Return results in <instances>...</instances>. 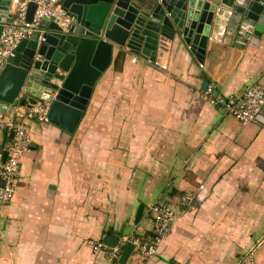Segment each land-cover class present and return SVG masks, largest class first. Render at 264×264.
<instances>
[{"label": "crops", "instance_id": "crops-1", "mask_svg": "<svg viewBox=\"0 0 264 264\" xmlns=\"http://www.w3.org/2000/svg\"><path fill=\"white\" fill-rule=\"evenodd\" d=\"M220 50L204 64L178 41L165 64L115 50L74 133L28 119L15 196L0 203V264H120L93 244L150 234L156 202L176 206L172 232L154 258L126 264H240L258 244L264 264V123L242 124L203 94L206 82L218 95L264 84V38ZM12 139L0 127V154Z\"/></svg>", "mask_w": 264, "mask_h": 264}, {"label": "water", "instance_id": "water-1", "mask_svg": "<svg viewBox=\"0 0 264 264\" xmlns=\"http://www.w3.org/2000/svg\"><path fill=\"white\" fill-rule=\"evenodd\" d=\"M75 21L63 31L45 18L0 65V127L15 119V106L48 102V122L75 132L88 108L95 85L109 68L114 51L129 50L165 64L172 43L185 45L204 64L207 53L247 46L264 38V0H62ZM10 0H0V38L8 19ZM31 2L26 21L34 19ZM209 82H206L204 88ZM218 95V90H215ZM264 123V108L257 116ZM4 151V159L7 158ZM144 205L136 212L138 223ZM118 235L104 242L119 243ZM134 244L128 242L119 258L126 264Z\"/></svg>", "mask_w": 264, "mask_h": 264}, {"label": "built area", "instance_id": "built-area-1", "mask_svg": "<svg viewBox=\"0 0 264 264\" xmlns=\"http://www.w3.org/2000/svg\"><path fill=\"white\" fill-rule=\"evenodd\" d=\"M12 13L16 21L4 28L0 38V65H4L7 58L14 55L17 45L31 35L33 29L39 26L42 19L48 18L56 23L63 31H68L69 26L75 21L63 7L62 0H10ZM36 4L33 22L26 21L29 4ZM136 59H134L135 61ZM204 96L214 105L225 109L227 114L236 118L242 124H250L259 121L257 116L264 108V84L253 82L240 92L225 95H215L214 87L208 85L203 92ZM15 119L8 127L14 135L7 148V158L0 154V203L9 204L16 192L17 177L22 166V158L30 148L32 139L26 128L28 119L36 118L41 122H48V102H39L32 107L23 106L20 103L15 106ZM195 199V193L190 192L180 197L178 205H189ZM154 219V230L145 239H139L130 235H122L119 243L110 246L100 240L93 244L95 254H103L106 258L118 260L122 250L128 242L134 244L132 256L145 261L154 258L158 254L160 245L172 232L177 221L176 206L169 202H158L150 206ZM260 244L251 247L240 259V264H256V250Z\"/></svg>", "mask_w": 264, "mask_h": 264}, {"label": "trees", "instance_id": "trees-1", "mask_svg": "<svg viewBox=\"0 0 264 264\" xmlns=\"http://www.w3.org/2000/svg\"><path fill=\"white\" fill-rule=\"evenodd\" d=\"M10 131H11V133L14 135V133H13V131H12V129H10ZM11 142H12V140H11ZM10 142V143H11ZM9 143V144H10ZM9 144L6 146V148L9 146ZM156 203H158V202H156ZM153 230H154V228H153ZM153 230L151 231V233L153 232ZM109 233H112V231H108ZM150 233V234H151ZM149 233H146V234H136V233H134V237H137V238H139V239H145L146 237H147V235H148ZM123 251V250H122ZM120 258V257H119ZM110 260V259H109ZM119 260V259H118ZM118 260H114V261H112V260H110V261H112V262H115V263H117L118 262Z\"/></svg>", "mask_w": 264, "mask_h": 264}]
</instances>
